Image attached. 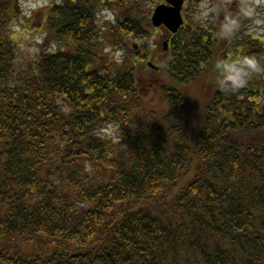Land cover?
Wrapping results in <instances>:
<instances>
[{
    "label": "trees",
    "instance_id": "1",
    "mask_svg": "<svg viewBox=\"0 0 264 264\" xmlns=\"http://www.w3.org/2000/svg\"><path fill=\"white\" fill-rule=\"evenodd\" d=\"M22 1L0 0V264H264L258 41L235 52L260 78L225 91L224 23L152 71L149 0H42L34 56Z\"/></svg>",
    "mask_w": 264,
    "mask_h": 264
},
{
    "label": "rangeland",
    "instance_id": "2",
    "mask_svg": "<svg viewBox=\"0 0 264 264\" xmlns=\"http://www.w3.org/2000/svg\"><path fill=\"white\" fill-rule=\"evenodd\" d=\"M156 1V0H154ZM207 0H198L197 2H200L197 4V9L195 12H190L197 19H203L202 22H205L204 18L209 17L210 8L207 5ZM230 0H223V2H229ZM48 1H41V0H24L22 1V8L27 13V17L24 19H21L20 21L23 23V26L20 24L15 23L14 28L12 29V33L14 34V41L18 44L19 49H21L22 53L24 55H31L34 56L36 53H39V45L42 41V35L45 32V29H40V20L44 18V14L48 9V6L46 5ZM248 3V11L249 12H255L257 14V18L254 22V25L249 26L248 30V36H254L262 40L264 45V0H237L235 4L236 11L233 13V16L236 17V15H240V6L242 4ZM153 8V7H152ZM254 9V10H252ZM30 15V16H29ZM16 31V32H15ZM230 32V30H229ZM151 39L153 40V45L149 48V51H151L150 55L148 56L147 60L141 62L142 67L145 69L155 70L158 66L161 65V62L164 58V55H161V45L162 41L164 40V35L161 33L160 30H156L155 33H152L150 35ZM13 39V38H12ZM238 41H241L242 46L245 45V42L247 38L244 39H238ZM236 49V48H235ZM106 54L110 52V48L106 47ZM226 54V61L232 60V64L236 65L235 67L238 68L240 65L241 57L238 56L237 53L234 51L231 52H225ZM224 53V54H225ZM114 56H112V59H116L118 57H121L123 59V56H126V52H113ZM128 55V54H127ZM151 62L152 65L155 67H148L147 63ZM225 61V63H226ZM228 64H230L229 61H227ZM238 66V67H237ZM257 76L260 78L261 74L258 73ZM262 79V78H261ZM264 79V75H263ZM156 83V82H155ZM142 88H145V92H149L151 86L149 84L142 85ZM146 95L145 97L147 101L161 99L163 96L161 95H155L150 94ZM114 129H107L105 130L107 135H111L113 133ZM91 169V166L89 167Z\"/></svg>",
    "mask_w": 264,
    "mask_h": 264
},
{
    "label": "clouds",
    "instance_id": "3",
    "mask_svg": "<svg viewBox=\"0 0 264 264\" xmlns=\"http://www.w3.org/2000/svg\"><path fill=\"white\" fill-rule=\"evenodd\" d=\"M240 63L244 67L236 68L232 64H227L225 66L222 80L225 91H235L247 83L246 77L248 75V71H246L245 68L253 71L260 70L254 59L243 60L240 61Z\"/></svg>",
    "mask_w": 264,
    "mask_h": 264
},
{
    "label": "water",
    "instance_id": "4",
    "mask_svg": "<svg viewBox=\"0 0 264 264\" xmlns=\"http://www.w3.org/2000/svg\"><path fill=\"white\" fill-rule=\"evenodd\" d=\"M166 2L169 3L171 7H157L154 11L152 22L153 25L156 27L160 25H165L171 32H176V28H178L182 24V20L179 13L182 1L166 0ZM165 49L166 43L164 44V50Z\"/></svg>",
    "mask_w": 264,
    "mask_h": 264
},
{
    "label": "flooded vegetation",
    "instance_id": "5",
    "mask_svg": "<svg viewBox=\"0 0 264 264\" xmlns=\"http://www.w3.org/2000/svg\"><path fill=\"white\" fill-rule=\"evenodd\" d=\"M183 10H185V5L183 6Z\"/></svg>",
    "mask_w": 264,
    "mask_h": 264
}]
</instances>
